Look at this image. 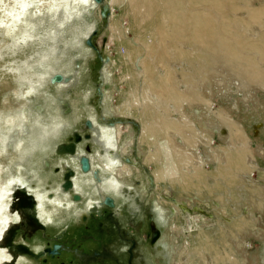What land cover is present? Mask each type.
Here are the masks:
<instances>
[{"label": "bare ground", "instance_id": "obj_1", "mask_svg": "<svg viewBox=\"0 0 264 264\" xmlns=\"http://www.w3.org/2000/svg\"><path fill=\"white\" fill-rule=\"evenodd\" d=\"M114 1L103 2L113 9ZM98 5L95 0H0V264H42L50 259L40 253L49 244L41 237L42 230H38L39 234L34 232L31 241L23 233L18 238V231L14 233L15 238L12 236L7 240L9 229H14L22 217L26 219L13 207L18 190L35 199L30 212L43 225V231L50 233L65 227L66 236L71 229L77 231L87 224L95 213L110 207L103 202L105 196L112 198V210L116 215L124 217L126 209L138 221L136 216L141 208L138 192L139 189L142 193L147 191L146 182L156 185L158 193L148 194V198L155 227L160 230L151 245L148 264H192L191 252H182L190 248L188 244L200 257H204L205 251L212 254L205 264H218L219 261L243 264L237 263L230 241L229 250L223 248L219 253L213 252V244H222L215 242V237L220 234L236 238V233L250 227V217H242L239 221L234 217L232 222L221 224L219 219L201 214V223L195 212L192 214L188 210L189 214L181 215L176 204L200 206L188 192L189 188L202 197L200 187L208 186L205 194L210 195L204 197L212 198L213 187L220 188L221 184L229 183L228 163H235L236 173L245 170L240 159L253 156L252 151L245 148L247 140L234 125L230 138L233 134L242 135L245 145L238 149L241 155L232 153L233 158L226 161L224 150L214 148L212 131H205L203 127L218 130L220 126L229 127L230 124L220 116L210 121L209 106L205 113L199 106L187 114L181 112L180 123H169V120L165 123L152 102L142 103L141 108L135 110V93H130L131 99L114 105L113 89L120 79L112 71L114 57L104 60L97 86L92 79L93 71H81L79 67L80 62H87L95 53L86 38L96 28ZM110 16V27L121 29L116 27L117 22L115 26L111 22L112 12ZM192 17L196 18V15ZM194 25L197 29L202 27L196 19ZM119 35H125L123 30ZM56 74H60L61 79L53 81ZM128 113L140 120L138 136L133 124H127L126 130L119 125L117 115ZM86 119L92 122L91 127L85 125ZM73 131L81 135L75 153L57 152L56 146L68 142ZM201 136L203 140H200ZM200 141L204 149L194 150ZM257 148L263 155L264 149ZM246 152L247 155L241 157ZM83 154L90 162L86 172L81 171L79 165ZM162 161L164 166L156 165L153 170L145 167V164ZM206 165L211 170L209 174ZM67 169L73 171V184L71 188L63 189ZM207 174L213 178L212 183H203ZM159 182L177 183L180 193L174 195L179 198L160 197L162 187ZM163 190L171 192L166 186ZM75 194L78 199H74ZM216 201L220 203L218 196ZM93 205L96 211L91 213ZM172 206L176 214H173ZM205 218L210 221L206 223ZM141 220V233L135 234L140 240L145 238L144 221ZM192 224L199 226L193 228ZM235 224L237 230L233 227ZM126 228L130 232L127 225ZM212 231L216 234L212 235ZM22 244L29 252L19 251L18 246ZM40 254L42 257L37 260Z\"/></svg>", "mask_w": 264, "mask_h": 264}, {"label": "rangeland", "instance_id": "obj_2", "mask_svg": "<svg viewBox=\"0 0 264 264\" xmlns=\"http://www.w3.org/2000/svg\"><path fill=\"white\" fill-rule=\"evenodd\" d=\"M102 4L99 3V13L95 15L96 33L91 35L96 47L90 46L95 53L87 62H80L81 71H93L92 79L94 78L97 86L101 81L100 71L104 60L109 56L114 57L115 60L111 61L112 71L120 78L113 89L114 105L132 98L130 93H135V110L137 107L141 108L142 103L152 102L155 111L164 119L161 121L165 123L167 120L169 123H180L181 112L187 114L199 106L201 112L205 113L206 107L209 106L212 118L210 121L220 116L230 124L229 127L220 126L218 130L203 127L205 131H212L211 141L214 148L217 151L224 150L226 161L233 158L232 153L241 155L238 149L245 145L243 139L247 140L245 148L247 151L250 149L253 156L247 160L240 159L245 170L236 173L235 163H228L226 169L230 171L229 183L221 184L220 188L213 187L212 198L204 197L210 195L208 192L205 194L208 186L200 187L202 197L195 194L199 193L195 189L189 188L188 192L200 206H176L179 207L181 215L189 214L188 210L192 214L195 212L201 223V214L210 219H219L221 224L232 222L234 217L236 221L242 217H250V227L236 233L237 239L223 234L216 236L215 242L222 244H213V252L219 253L226 248L229 250L230 241L237 263L240 261L243 264H264V154L257 148L264 149V0H116L113 9L108 7L109 13L104 18L100 16ZM110 12L114 16L111 22H117L116 27H122L125 35H119L121 29L110 27ZM193 15H196V18L192 17ZM195 19L202 27L197 29L194 25ZM98 52L103 60L99 59ZM117 117L123 130L127 129V124H133L136 136L139 135L141 123L137 116L128 113ZM234 125L241 130L243 139L242 135L235 134L230 138ZM200 140H203L202 136ZM201 142L194 150L204 149ZM246 155L247 152L241 157ZM136 157L140 160L138 155ZM232 164L234 166H230ZM156 165L164 166L162 161L160 164H145V167L153 170ZM205 167L209 169V174V166ZM208 174L205 175L203 183L213 182V178ZM146 186L147 191L142 193L139 189L138 192L141 208L136 218L143 219L147 231H144L145 238L142 240L135 235L131 260L129 258L131 264L149 263V221L153 220V216L148 194L153 196L158 192L155 190V184L146 182ZM159 186L162 187L159 190L160 197L168 200L169 196L179 198L177 195L180 189L177 183L159 182ZM164 186L171 192L163 190ZM182 194L188 196L185 192ZM217 196L220 203L216 201ZM110 209L113 211L112 207H107L99 214ZM172 211L173 214L177 212L173 206ZM124 213V217H117L126 228L125 221L132 217V213L126 209ZM96 215L98 213L91 216L89 222H100L102 226L109 224L108 221L104 222L105 216L97 219ZM210 219L204 220L207 223ZM178 220L177 217L176 221ZM192 225L193 228L199 226ZM95 227L89 230L81 226L76 232L71 229V234L68 233L65 237L66 241L70 240L72 246L81 245L83 251L89 255L92 249H96L104 251L108 256L88 260L84 264H127L125 242L119 244L113 237L111 245L106 244V249L103 250L97 241L88 240L90 237L87 235H96L93 230ZM233 227L236 229V224ZM36 230L27 232L18 229L17 236L19 238L20 233L31 234L27 239L31 241ZM55 231L52 230L49 234ZM35 234H39L38 231ZM105 234L111 235H107V232ZM215 234L216 232L212 231V235ZM234 240L237 242L234 243ZM188 246L190 248H185L182 252H191L192 264H205V260H210L212 254L209 251H205L204 257H200L191 251V245ZM59 260L65 264H83L76 258L67 263L68 257L57 258L51 263L60 264ZM218 264L225 262L219 261Z\"/></svg>", "mask_w": 264, "mask_h": 264}, {"label": "flooded vegetation", "instance_id": "obj_3", "mask_svg": "<svg viewBox=\"0 0 264 264\" xmlns=\"http://www.w3.org/2000/svg\"><path fill=\"white\" fill-rule=\"evenodd\" d=\"M16 200H17V196L14 197V205H13L14 209H17L15 207ZM34 204H33V206H34ZM33 206L32 207L23 206V207L20 208V210L17 209V210L21 211L26 216V219L22 217L23 220H21V222L17 223V226L14 229H13V227H11L9 229V231H8L9 235H8L7 240L12 239L13 234L16 231H18V229H24L27 232H31V230H34V229H37L35 232H37L38 230H40V231L42 230L40 232L41 233V237L43 239L49 240V244H46L43 247V249L40 250V253H43V255H47V256L50 257V259L43 261L42 264H45V263L54 264V263H51V262L52 261H56V259L60 258V257H62V258L68 257L69 260L66 261L67 263H69L70 261H73V258H76L77 261H79L80 263H83V264L86 263L88 260H92V259L94 260V259H98V258H101V257H108L106 254H104V251L101 252L99 250L92 249V251H91V253L89 255V253L87 254L85 251H83V248L80 247L81 245L75 244V246H72L71 245L72 243L70 242V240L67 239V241H66V239H65V237L68 236V234L65 236V234H66L65 231H67V229L65 227H62V228L56 230L54 233L52 232V234H49V233L43 231L44 228L40 229L38 227H34L31 224V218L35 219L37 222H38V219L35 218V216H33V217L31 216L32 212H30V211L32 210ZM108 206H110V205H108ZM110 207H112V206H110ZM95 211H91V213H93ZM28 215L30 217H28ZM102 215L105 216L103 219H106V221H104V222L107 223V221H108L109 224H106V225L102 226V225H100V222H98L96 224H93L92 222H88L87 225L86 224L83 225L84 228H88L89 230H91L92 227L96 226L95 229H93V230L95 231L97 236L96 235L95 236L94 235H87V236L90 237L88 240L97 241V243L100 244V246L103 248V250L106 249V244L107 245L108 244L111 245V242H112L111 240H114V238H115L114 241L119 243V244H123L125 242L127 244V249L125 250L126 251V253H125L126 255L125 256H127V260H128L127 264H131L130 260H131V256H132V251H133V247L135 246V234L137 235V233L135 232V228L133 226H135L136 223L141 221V226H140V233H141V227H142V224H143L142 220L135 221V219L133 217H129L128 220L126 221V225L130 229V232H127V230L124 227V225L121 224L120 219H118L116 213L111 211V209L110 210H106V212H104L102 214L96 215L95 218L101 219L100 217ZM150 221H152V219ZM150 221H149V227H150ZM72 230H75V229H72ZM146 231H147V228L145 230V233H146ZM71 232L72 231H69L68 233L71 234ZM74 232H76V231H74ZM106 232L108 233L107 235H110V234L111 235L110 236H106V234H105ZM23 234H25L27 236L31 235V234H27V233H23ZM150 239H151V230H150ZM150 239H149V242H150ZM50 241H51V243H50ZM54 244H58L59 245V247L57 249L58 252L53 254V255H51L50 253L45 251V249L47 247L52 249ZM20 246L26 247V245H23V244L20 245ZM20 246H18V248ZM60 253H62V254L65 253V255L66 254L67 255L66 256H62V255L60 256L59 255ZM40 255H38L39 258L37 260H40V258L42 257V255L41 256ZM108 255H111V253H108ZM56 256H59V257H56ZM129 258H130V260H129ZM64 260H67V259H64ZM59 263L60 264H65L63 261L61 262V260H59ZM55 264H57V263H55Z\"/></svg>", "mask_w": 264, "mask_h": 264}, {"label": "water", "instance_id": "obj_4", "mask_svg": "<svg viewBox=\"0 0 264 264\" xmlns=\"http://www.w3.org/2000/svg\"><path fill=\"white\" fill-rule=\"evenodd\" d=\"M96 2L98 3H104L103 1L104 0H95ZM109 11H108V6L107 4H102L101 6V10H100V16L101 17H106L108 15ZM92 33H96V30H93ZM86 43L91 45L92 47H96L94 44H93V41L91 39V36H88L86 38ZM98 57L99 59L103 60L102 58V55L98 52ZM61 79V75L60 74H56L52 77V80L53 81H58ZM85 125L87 127H91L92 126V122L89 120V119H86L85 120ZM85 136H89L88 133L85 134ZM81 139V135L77 132V131H73L72 133V137L71 139L68 141V142H61L59 143L57 146H56V151L57 152H62V153H70V154H73L75 153V150H76V144L80 141ZM87 149H89V147L87 146L86 147ZM79 165H80V169L81 171L83 172H86L89 170L90 168V162H89V158L87 155H81L80 158H79ZM73 175V171L71 169H67V171L64 172V181L62 183V187L63 189H69L72 187V180H71V176ZM74 199H78V195L75 194L74 196ZM103 202L107 205H110V206H113L114 205V202L112 200L111 197H108V196H105L103 198ZM35 203V199L31 196V195H28L27 193H24L23 191H19L18 190V193H17V200H16V205L15 207L17 209L20 210L21 207L23 206H27V207H32L33 204ZM96 210V206L93 205L92 207H90V211H95ZM31 224L34 226V227H38L40 229H43V225L40 224L39 222H37L35 219L31 218ZM131 224V223H130ZM132 225V224H131ZM140 226H141V221H139L138 223L135 224V226H133L135 228V232L139 235L140 234ZM150 230H151V239H150V244L153 245L157 236H158V229L155 227V224H154V221H150ZM10 242L8 241L7 244H9ZM59 245L58 244H54L52 249L47 247L45 249V251H47L48 253H50L51 255L57 253V249H58ZM19 251L21 252H29V249H27L26 247L24 246H20L19 247Z\"/></svg>", "mask_w": 264, "mask_h": 264}]
</instances>
